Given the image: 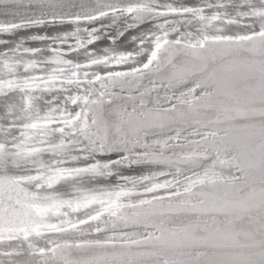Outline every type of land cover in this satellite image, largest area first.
<instances>
[{
  "label": "snow or ice",
  "instance_id": "6c2138e0",
  "mask_svg": "<svg viewBox=\"0 0 264 264\" xmlns=\"http://www.w3.org/2000/svg\"><path fill=\"white\" fill-rule=\"evenodd\" d=\"M0 264H264V0H0Z\"/></svg>",
  "mask_w": 264,
  "mask_h": 264
}]
</instances>
